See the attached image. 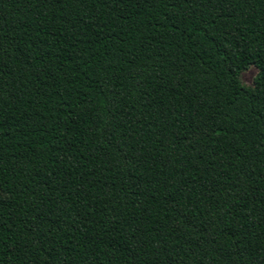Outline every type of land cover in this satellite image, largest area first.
<instances>
[{
    "label": "trees",
    "instance_id": "trees-1",
    "mask_svg": "<svg viewBox=\"0 0 264 264\" xmlns=\"http://www.w3.org/2000/svg\"><path fill=\"white\" fill-rule=\"evenodd\" d=\"M0 264H264V0H0Z\"/></svg>",
    "mask_w": 264,
    "mask_h": 264
},
{
    "label": "rangeland",
    "instance_id": "rangeland-1",
    "mask_svg": "<svg viewBox=\"0 0 264 264\" xmlns=\"http://www.w3.org/2000/svg\"><path fill=\"white\" fill-rule=\"evenodd\" d=\"M257 70L253 67L248 68L240 75V81L244 86H251L252 80L254 76L256 75Z\"/></svg>",
    "mask_w": 264,
    "mask_h": 264
}]
</instances>
